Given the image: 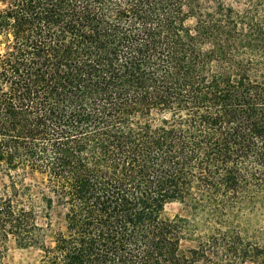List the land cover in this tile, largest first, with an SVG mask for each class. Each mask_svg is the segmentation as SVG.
I'll return each instance as SVG.
<instances>
[{"label":"trees","instance_id":"1","mask_svg":"<svg viewBox=\"0 0 264 264\" xmlns=\"http://www.w3.org/2000/svg\"><path fill=\"white\" fill-rule=\"evenodd\" d=\"M9 244L264 264V0H0V264Z\"/></svg>","mask_w":264,"mask_h":264},{"label":"rangeland","instance_id":"2","mask_svg":"<svg viewBox=\"0 0 264 264\" xmlns=\"http://www.w3.org/2000/svg\"><path fill=\"white\" fill-rule=\"evenodd\" d=\"M180 210L181 206L179 204L173 203L166 207L165 215L171 218L175 214L180 213ZM260 218H262L261 215ZM5 261L8 264H38L37 254L33 250L17 249L12 244H9L7 247Z\"/></svg>","mask_w":264,"mask_h":264}]
</instances>
